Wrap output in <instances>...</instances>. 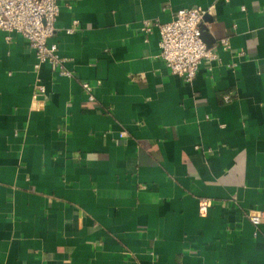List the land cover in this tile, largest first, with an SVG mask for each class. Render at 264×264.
Wrapping results in <instances>:
<instances>
[{
    "label": "crops",
    "instance_id": "obj_1",
    "mask_svg": "<svg viewBox=\"0 0 264 264\" xmlns=\"http://www.w3.org/2000/svg\"><path fill=\"white\" fill-rule=\"evenodd\" d=\"M57 3L69 77L0 31V264H264V0ZM197 7L187 83L158 25Z\"/></svg>",
    "mask_w": 264,
    "mask_h": 264
},
{
    "label": "built area",
    "instance_id": "obj_2",
    "mask_svg": "<svg viewBox=\"0 0 264 264\" xmlns=\"http://www.w3.org/2000/svg\"><path fill=\"white\" fill-rule=\"evenodd\" d=\"M57 0H0V31L17 34L25 38L29 47L35 52V70L38 72L43 65H50L60 74L71 76L64 71L65 60L60 57L58 46L49 45L48 41L55 35V24L59 17ZM206 11L202 8H186L179 10L174 19L158 25L160 33L159 59L174 74L187 83L193 82L203 61L217 60V55L207 47L202 38V29ZM78 23L75 22V26ZM151 28L145 23L143 31L150 33ZM74 33V29L67 34ZM227 49L228 39L221 41ZM88 100L93 102L94 87L89 83L82 84ZM45 86L37 82L34 86V97L45 95ZM231 97H225L227 102ZM212 201L201 199L199 210L202 216L207 215L212 207ZM249 219L258 228L264 219V213H251Z\"/></svg>",
    "mask_w": 264,
    "mask_h": 264
},
{
    "label": "water",
    "instance_id": "obj_3",
    "mask_svg": "<svg viewBox=\"0 0 264 264\" xmlns=\"http://www.w3.org/2000/svg\"><path fill=\"white\" fill-rule=\"evenodd\" d=\"M201 29H202V38H203L205 35V33H204L205 29L202 26H201Z\"/></svg>",
    "mask_w": 264,
    "mask_h": 264
}]
</instances>
